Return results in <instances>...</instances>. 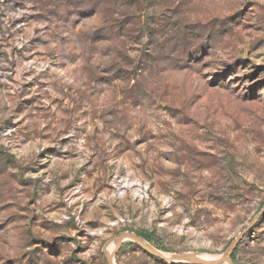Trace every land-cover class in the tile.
Here are the masks:
<instances>
[{
	"label": "rangeland",
	"instance_id": "1",
	"mask_svg": "<svg viewBox=\"0 0 264 264\" xmlns=\"http://www.w3.org/2000/svg\"><path fill=\"white\" fill-rule=\"evenodd\" d=\"M263 207L264 0H0V264L218 257Z\"/></svg>",
	"mask_w": 264,
	"mask_h": 264
},
{
	"label": "water",
	"instance_id": "2",
	"mask_svg": "<svg viewBox=\"0 0 264 264\" xmlns=\"http://www.w3.org/2000/svg\"><path fill=\"white\" fill-rule=\"evenodd\" d=\"M264 216V207L262 210L257 213L246 225V227L241 230L238 235L233 239L229 247L226 249L223 255L218 256L215 259L209 260L206 259L200 255H197L195 253H174V254H168L153 244L149 243L143 236L139 235L136 231H124L120 233L116 238H114L112 241L115 243V246L110 249V243H107L103 251L106 254L107 262L108 264H116L115 262V256L117 251L120 249V247L123 245V243L126 240H132L139 244L145 251L148 253L161 258L162 260L166 261L169 264H172L174 262H190L193 264H219L222 261H226L229 264H237L233 258L232 254L236 250V248L239 246L242 239L254 228V226L259 222V220Z\"/></svg>",
	"mask_w": 264,
	"mask_h": 264
},
{
	"label": "bare ground",
	"instance_id": "3",
	"mask_svg": "<svg viewBox=\"0 0 264 264\" xmlns=\"http://www.w3.org/2000/svg\"><path fill=\"white\" fill-rule=\"evenodd\" d=\"M114 246H115V243L112 241L110 243V249H112ZM201 256L204 257V258H206V259H209V260H212V259L217 258L216 256H212V255L204 254V253Z\"/></svg>",
	"mask_w": 264,
	"mask_h": 264
},
{
	"label": "trees",
	"instance_id": "4",
	"mask_svg": "<svg viewBox=\"0 0 264 264\" xmlns=\"http://www.w3.org/2000/svg\"><path fill=\"white\" fill-rule=\"evenodd\" d=\"M139 235H141V236H143L144 238H146V239H149L150 237H149V235L147 234V233H144V232H141V231H136ZM237 249H238V247L236 248V250L233 252V254H232V258H233V260L235 261V254H236V252H237Z\"/></svg>",
	"mask_w": 264,
	"mask_h": 264
}]
</instances>
